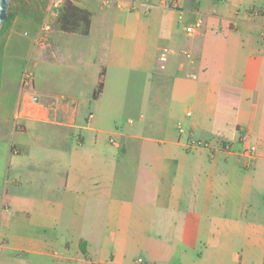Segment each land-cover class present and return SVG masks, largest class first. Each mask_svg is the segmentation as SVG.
Returning <instances> with one entry per match:
<instances>
[{"label":"crops","instance_id":"obj_1","mask_svg":"<svg viewBox=\"0 0 264 264\" xmlns=\"http://www.w3.org/2000/svg\"><path fill=\"white\" fill-rule=\"evenodd\" d=\"M72 1L91 13L87 35L55 27L37 45L41 19L18 12L0 32V260L264 264V223L249 221L264 216V195L251 196L257 185L264 192V0L228 9L218 0L207 13L191 0L202 26L190 34L182 26L185 38L177 30L185 0ZM160 39L157 55L169 53L156 95L138 102L122 78L110 84L118 58L116 75L140 67L149 75L150 44ZM35 61L49 85L54 64L77 69L80 85L97 66L76 96L23 86ZM151 126L156 136L141 133ZM244 131L256 146L249 166L237 154ZM197 134L207 148L187 147ZM240 232L251 241L237 262H223L219 236ZM197 236L206 239L198 250Z\"/></svg>","mask_w":264,"mask_h":264},{"label":"rangeland","instance_id":"obj_2","mask_svg":"<svg viewBox=\"0 0 264 264\" xmlns=\"http://www.w3.org/2000/svg\"><path fill=\"white\" fill-rule=\"evenodd\" d=\"M98 4L100 3V0H95ZM201 3V11H203V13H207L209 11H211L212 8L216 7L218 4L221 5V2L219 3L218 0H199ZM253 0H244V3H252ZM256 3H259V0H256ZM262 1V0H261ZM49 2L50 0H12L11 2V7L12 10L15 12H18L20 14H31V16H36L34 19H41L39 20V26H38V30L40 32V25L41 22L43 21V19H46L47 21H50L51 25H52V29L56 27L55 23L53 22L54 16L55 14L53 12H51L50 8H49ZM109 4H113V1H109ZM235 4H237V0H228L227 3H225V8H231L233 7ZM264 6V3H263ZM10 7V9H11ZM195 11V7H194V3L191 0H185L182 3V8L180 10H178L179 14H181L180 16V23L177 25V30L179 31V34L182 31V26H185L186 24L189 23H193L195 21V17L193 15V12ZM260 11V10H259ZM39 12V14L37 13ZM260 15H262V11L259 12ZM47 16V17H46ZM45 17V18H44ZM202 18V17H201ZM203 19V18H202ZM38 24V22H37ZM38 32V33H39ZM62 35H59V37H63L65 39L66 36H69L68 34H64L61 33ZM182 35V38H185V35ZM33 35L29 34V36L25 37L27 38V41L31 42ZM82 38V37H80ZM188 38V37H187ZM163 42L162 39L160 40H155L153 41L150 46H151V50L149 53V75H146L144 73L143 70H141L140 68L135 69V70H128V71H124V75H116L118 74L117 70L119 65H117V61L118 59L115 60L116 63L114 64H110V68L111 70H114L113 75H111V80H110V84L111 85H117L120 81V79L122 78L125 81V90H124V94H126L128 97L129 96H133L135 98H137L136 100L138 102H141L140 100L146 101L147 100V94L148 97L151 99V97L153 95H156L157 91L156 88L157 86V78L159 77V73H161L162 69L160 68V63L159 60L157 58V52L155 50L156 46H158L159 44H161ZM31 44V43H30ZM74 45V44H73ZM77 45V44H75ZM74 45V47H75ZM156 54V55H155ZM36 62V61H35ZM126 62L128 63L129 61L126 60ZM34 63V62H33ZM33 63L31 62V64L29 65V67H31V70L33 71L34 75H33V81H35V86L36 88H42V87H47L48 86L58 92H69L72 94H75L76 96H78V94L80 92H85L87 93V89L90 87V83L89 81L92 80L93 74H94V69H96V64L94 66H91L89 68V74L87 76V80L86 82H83L82 85H80L81 83L77 81L76 79V73L78 72L77 69H71V68H66L63 67L61 64L60 65H56L54 64L50 71L52 72V83L49 85L45 82V78L43 75V70H42V64L39 62L35 64V66L33 65ZM28 64L27 59L23 62V64L21 63L20 65V69L23 70L25 68V66ZM128 66V65H127ZM117 69V70H116ZM150 76L149 80L148 77ZM69 78L70 79V83H66V79ZM78 82V83H77ZM164 92V91H163ZM163 95V94H162ZM160 96V99L164 97ZM92 107V106H91ZM90 108V106L88 105V103H83V106L81 107L82 113H87L88 109ZM192 111V110H191ZM192 116L195 115V110L193 109V112L191 113ZM121 117L120 119L117 120V122L115 123V127L120 125L121 123H123L124 120H122ZM124 124V123H123ZM114 127V128H115ZM145 127H147V125H145ZM143 131L141 133H143V135L146 136H156L155 133V129L151 128H144L142 129ZM200 134V133H199ZM199 134H197V136H195V138H191L189 141L192 142L193 141H202L199 140L201 137ZM116 141H118L117 143H119V140L117 139ZM149 144H151L152 146H156V144H154L153 142H150ZM119 144H114L113 146H115L116 148L118 147ZM119 175L118 177L122 178L123 180L126 179L124 172L122 171H118ZM246 176H250L253 171L252 169H247L245 168V171L243 172ZM240 179V178H239ZM240 182V180H239ZM254 186V185H253ZM239 188H233V194H236L238 192ZM253 191L251 193V196L253 198L255 197H260L261 195H264V192H259L262 187L257 185L254 188H252ZM249 221L251 222H262L264 223V216H259V217H255V216H251L249 218ZM202 222H204V219H202ZM183 225V223L181 224ZM198 237V241H202V243H198L197 245V249L198 250L200 247H203V243H205V236H197ZM220 238V244L221 247L223 249V258L224 261L223 262H237V260L234 261V256L238 253H240L241 249H245L246 248V244H248V240H246V238L243 235V232L238 235V234H222L219 236ZM187 239H189L190 241H192V237L191 236H187ZM196 250L193 252L196 256ZM0 264H19L16 261H8V260H0Z\"/></svg>","mask_w":264,"mask_h":264},{"label":"built area","instance_id":"obj_3","mask_svg":"<svg viewBox=\"0 0 264 264\" xmlns=\"http://www.w3.org/2000/svg\"><path fill=\"white\" fill-rule=\"evenodd\" d=\"M64 1L65 0H50L49 8L51 12H53L56 15ZM109 1L110 0H102L103 4H108ZM259 10L262 11V15L264 16V6L260 8ZM201 26H202V20L196 19L193 23H190L185 26V31L190 34V33L195 32ZM51 28H52V25L50 21H47L46 19H44L40 25V32L38 36L35 38V44L43 45L46 42L45 35L51 31ZM168 53H169V49L166 47H163L160 49L157 55L161 69L165 67V64L168 58ZM32 85H33V73L32 71L27 69L24 72V76H23V86L30 87ZM89 117H92V114H90ZM191 141L192 142L188 141L186 144L188 148H198V147L207 148L209 146V144L206 141H198V142L193 141V140ZM238 143L240 144V146L237 149V154L240 157L244 158L245 166H249L255 158L256 146L250 142L249 135L246 131L241 133ZM220 146L221 148L227 151H230L232 150L234 143L225 140L220 143ZM5 243H6L5 240L3 238H0V249L5 245ZM137 262H142V258H138ZM91 264H99V263L92 262Z\"/></svg>","mask_w":264,"mask_h":264},{"label":"trees","instance_id":"obj_4","mask_svg":"<svg viewBox=\"0 0 264 264\" xmlns=\"http://www.w3.org/2000/svg\"><path fill=\"white\" fill-rule=\"evenodd\" d=\"M15 11L10 9V14L5 20L3 27L0 32L6 28L15 16ZM91 13L78 5H76L72 0H65L59 9L58 13L54 16V23L56 27L67 33H78L81 35H87L90 30ZM102 88V83L100 82L97 90L94 92L96 96Z\"/></svg>","mask_w":264,"mask_h":264},{"label":"water","instance_id":"obj_5","mask_svg":"<svg viewBox=\"0 0 264 264\" xmlns=\"http://www.w3.org/2000/svg\"><path fill=\"white\" fill-rule=\"evenodd\" d=\"M12 0H0V30L10 14Z\"/></svg>","mask_w":264,"mask_h":264}]
</instances>
